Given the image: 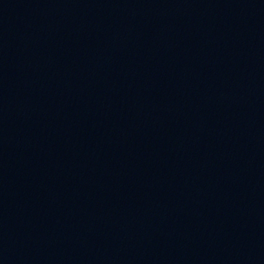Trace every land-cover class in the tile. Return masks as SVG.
<instances>
[{
	"label": "water",
	"instance_id": "obj_1",
	"mask_svg": "<svg viewBox=\"0 0 264 264\" xmlns=\"http://www.w3.org/2000/svg\"><path fill=\"white\" fill-rule=\"evenodd\" d=\"M0 264H264V195L150 224L0 233Z\"/></svg>",
	"mask_w": 264,
	"mask_h": 264
}]
</instances>
